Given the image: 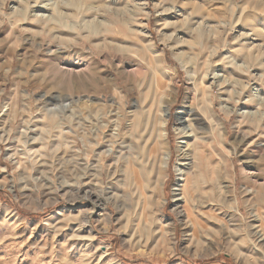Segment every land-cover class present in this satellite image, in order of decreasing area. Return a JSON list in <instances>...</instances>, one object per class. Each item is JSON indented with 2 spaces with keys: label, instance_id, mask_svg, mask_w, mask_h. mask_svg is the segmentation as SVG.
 <instances>
[{
  "label": "rangeland",
  "instance_id": "rangeland-1",
  "mask_svg": "<svg viewBox=\"0 0 264 264\" xmlns=\"http://www.w3.org/2000/svg\"><path fill=\"white\" fill-rule=\"evenodd\" d=\"M229 1L0 0V264H264V0Z\"/></svg>",
  "mask_w": 264,
  "mask_h": 264
},
{
  "label": "bare ground",
  "instance_id": "bare-ground-1",
  "mask_svg": "<svg viewBox=\"0 0 264 264\" xmlns=\"http://www.w3.org/2000/svg\"><path fill=\"white\" fill-rule=\"evenodd\" d=\"M69 1V5L70 7L76 12L78 10L81 9V4L85 3V1L87 0H68ZM95 1V0H94ZM235 1L236 0H230V8L233 9L235 6ZM81 2V3H80ZM262 1H256L254 3V6H258L257 10H261V12H264V3L262 2V5L261 4ZM60 5V6H59ZM65 5H63L62 3H59L57 7H64ZM28 8V6H27ZM25 9V11L22 13V15L20 14L17 18V22H22L26 16L28 17V12L29 11L28 9ZM54 13H55V16L50 20L53 24L52 27L54 28H59L60 25H63L61 24V20H63L64 18V15L62 14L61 11H59L58 8H56L54 10ZM191 14V13H190ZM243 14H240V18L238 20H241ZM259 16V15H257ZM244 19V18H243ZM250 29V28H249ZM253 31V30H252ZM259 32V31H257ZM256 33V32H255ZM261 34V33H260ZM264 36V35H263ZM209 38V36H207ZM54 38V37H52ZM247 47H245V49H243V51L241 52L242 53V58L244 60L243 63H245L244 67H241L240 70L246 74L249 73V68L250 67H253V66H257L259 68H261L262 72H261V77H264V62L262 61L263 59V55H264V49H262L261 47H253L252 49H246ZM255 48V51L257 52V54L253 53L254 52V49ZM67 69V68H66ZM64 70V69H63ZM238 76V75H237ZM245 77V76H244ZM239 78H241L239 76ZM235 79L237 81L238 84L241 83V80L240 79ZM262 78H260L259 80L261 81ZM245 83V82H244ZM56 102L60 101L59 98L55 99ZM64 104V103H63ZM166 109L167 107L164 109V115L166 114ZM57 111V110H56ZM61 112V111H60ZM109 113H111V111H108ZM108 112H106V120L103 121L101 123V128H96V136L98 137L99 135H102L104 134L106 131H109V141H114V139H116V137L119 135L118 133V127L120 126V116L119 115H113L114 119L111 118V114L108 116ZM192 115L194 116V119L196 120V122H201V118H199V116L196 114V113H192ZM70 117L69 115H67V118ZM212 120L214 122V126L215 128L217 129V138L219 139L220 143H223V126L221 125V123L214 117H212ZM189 127H191L189 124H188ZM191 129V128H190ZM182 130V129H181ZM193 131V129H192ZM179 135H180V145L178 147V150L180 151L179 153V156H180V159H179V163H178V167H177V172H178V175L180 176L178 178V182L180 183H177L176 187L174 188V207L178 209V205H179V201L181 200V197H182V194H181V189H182V181L184 180V176L187 172V169H189L193 163V161L191 162V160H189V149L190 147H192L193 143H196V142H193V143H190V136L191 134H188L187 131L186 132H183V131H179L178 132ZM195 138H196V135L194 133L193 135ZM104 139V138H103ZM26 142V140H25ZM97 143H100L97 141ZM106 143V142H105ZM96 144V142H95ZM109 145V144H108ZM221 145V144H220ZM26 146V145H25ZM197 147V146H196ZM113 152V147L110 145L107 147V148H104L102 154H107V153H112ZM194 153V152H193ZM15 154V153H14ZM23 154V153H22ZM25 154V152H24ZM101 154V156H102ZM15 157V156H14ZM25 157V156H24ZM169 157V153L168 152H164L162 153V158H161V161H162V165L165 166L166 165V162H167V159ZM193 160V158H192ZM195 161V160H194ZM21 164V163H20ZM217 175V174H216ZM220 178H224L225 176L223 174H220L219 175ZM136 178V176H135ZM161 180V179H160ZM216 181H219L218 179ZM156 182H159L158 178L156 179ZM159 184V183H158ZM217 184V183H216ZM223 186V185H222ZM220 188V187H219ZM97 199V198H96ZM224 204V203H223ZM180 206V205H179ZM182 208V207H181ZM106 209L105 207V204L102 203V202H99L97 204L94 203V205L92 206V210L95 211V210H104ZM230 211H231V214L232 215H236L238 212H239V209L238 207L233 203L232 206L229 207ZM179 213L178 215L180 214L182 216V214H187V212L185 210H178ZM229 211V210H228ZM229 213V212H228ZM240 215V214H239ZM254 216V215H253ZM180 217V216H179ZM255 217V216H254ZM183 217H181L180 219H182ZM186 219V217H185ZM184 219V220H185ZM257 218H254L253 220H255ZM183 220V219H182ZM229 220V219H228ZM196 222V221H195ZM194 221H192L191 219H188V221H184V226L185 228H188V226L190 225L191 226V236L192 237H195L197 236V226L195 224ZM242 222V221H241ZM250 222V221H249ZM251 223V222H250ZM253 225V224H252ZM220 226V225H219ZM243 226V224H242ZM257 226V225H256ZM252 230L250 231V234L249 235V238L252 240L253 244H254V247L256 248V246L259 244V243H262L263 241V235L262 233L259 231V230H255L254 229V225L252 226ZM168 228H169V232H170V235L171 237L173 236V224L172 223H169L168 224ZM124 230V229H123ZM131 231L127 232V235H129V240L131 241H134L136 239V237L134 236V232L130 233ZM199 232V230H198Z\"/></svg>",
  "mask_w": 264,
  "mask_h": 264
}]
</instances>
